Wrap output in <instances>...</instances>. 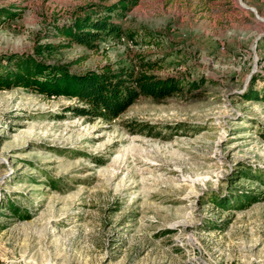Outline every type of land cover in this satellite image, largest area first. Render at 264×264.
<instances>
[{
	"label": "rangeland",
	"instance_id": "374dc122",
	"mask_svg": "<svg viewBox=\"0 0 264 264\" xmlns=\"http://www.w3.org/2000/svg\"><path fill=\"white\" fill-rule=\"evenodd\" d=\"M114 1L0 0L18 12L0 21V69L50 43L40 57L75 71L142 52L199 85L111 120L0 89V264H264V100L245 96L263 84L264 0H137L110 12L121 34L60 44L55 24Z\"/></svg>",
	"mask_w": 264,
	"mask_h": 264
},
{
	"label": "trees",
	"instance_id": "16d2710c",
	"mask_svg": "<svg viewBox=\"0 0 264 264\" xmlns=\"http://www.w3.org/2000/svg\"><path fill=\"white\" fill-rule=\"evenodd\" d=\"M136 3L137 0H116L110 4L101 2L97 11L104 9L107 14H77L70 23L55 24V34L65 39L60 43L62 46L77 42L88 48L97 47L103 37L123 32L120 25L110 19V12L119 15ZM17 15L18 12L10 7L0 6V21ZM49 46L50 43H38L33 53H13L8 56L7 64L0 69V89L21 86L48 97L72 96L77 98V102L68 104L64 110L111 120L118 117L140 95L158 98L185 89L186 83L188 89L199 85L194 79L188 80L179 74L158 75L154 70L159 67V60L142 52L129 54L128 60L120 63L106 62L95 68L75 71L67 62H50L40 57L44 48ZM258 79L260 76L257 74L252 78L245 92L246 98L264 100V76L261 88L255 86ZM149 125L148 122L135 121L130 128L143 129ZM261 133L264 136V128ZM243 200L247 205L255 201L256 196L251 193L234 199L235 203ZM220 203L230 207L223 201ZM6 206L18 215H26L21 214L13 201H7Z\"/></svg>",
	"mask_w": 264,
	"mask_h": 264
}]
</instances>
